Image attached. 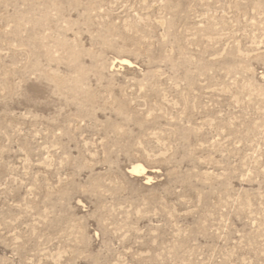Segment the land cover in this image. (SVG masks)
Segmentation results:
<instances>
[{
  "label": "rangeland",
  "instance_id": "1",
  "mask_svg": "<svg viewBox=\"0 0 264 264\" xmlns=\"http://www.w3.org/2000/svg\"><path fill=\"white\" fill-rule=\"evenodd\" d=\"M0 264H264V0H0Z\"/></svg>",
  "mask_w": 264,
  "mask_h": 264
},
{
  "label": "bare ground",
  "instance_id": "2",
  "mask_svg": "<svg viewBox=\"0 0 264 264\" xmlns=\"http://www.w3.org/2000/svg\"><path fill=\"white\" fill-rule=\"evenodd\" d=\"M123 63H128L129 61L126 59H121ZM144 168L141 165H135L133 166L132 170L134 172H140L141 170H143Z\"/></svg>",
  "mask_w": 264,
  "mask_h": 264
}]
</instances>
